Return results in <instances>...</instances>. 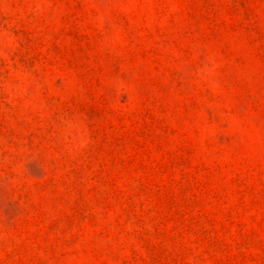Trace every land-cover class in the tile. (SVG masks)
I'll return each instance as SVG.
<instances>
[{"label":"rangeland","instance_id":"rangeland-1","mask_svg":"<svg viewBox=\"0 0 264 264\" xmlns=\"http://www.w3.org/2000/svg\"><path fill=\"white\" fill-rule=\"evenodd\" d=\"M0 264H264V0H0Z\"/></svg>","mask_w":264,"mask_h":264}]
</instances>
